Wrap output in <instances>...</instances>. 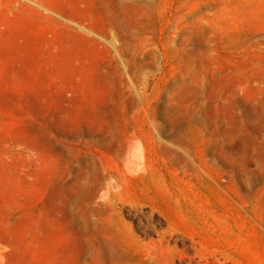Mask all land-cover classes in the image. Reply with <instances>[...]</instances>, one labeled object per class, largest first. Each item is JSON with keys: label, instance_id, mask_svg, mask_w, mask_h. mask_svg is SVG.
Wrapping results in <instances>:
<instances>
[{"label": "rangeland", "instance_id": "1", "mask_svg": "<svg viewBox=\"0 0 264 264\" xmlns=\"http://www.w3.org/2000/svg\"><path fill=\"white\" fill-rule=\"evenodd\" d=\"M217 263L264 264V0H0V264Z\"/></svg>", "mask_w": 264, "mask_h": 264}, {"label": "bare ground", "instance_id": "2", "mask_svg": "<svg viewBox=\"0 0 264 264\" xmlns=\"http://www.w3.org/2000/svg\"><path fill=\"white\" fill-rule=\"evenodd\" d=\"M191 247H192V249H193L194 251H197V250L195 249L196 247H195L194 245H192ZM178 252H179L181 255H185V254H184V253H185L184 250H179ZM195 254H196V253H195ZM195 254H194L193 256H195ZM191 257H192V256H191ZM220 263H221V262H220ZM217 264H218V263H217Z\"/></svg>", "mask_w": 264, "mask_h": 264}]
</instances>
